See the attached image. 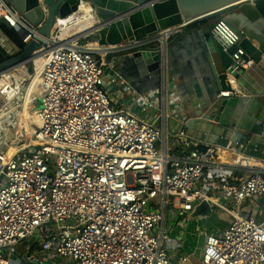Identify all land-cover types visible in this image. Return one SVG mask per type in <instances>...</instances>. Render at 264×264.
<instances>
[{
    "label": "built area",
    "instance_id": "built-area-1",
    "mask_svg": "<svg viewBox=\"0 0 264 264\" xmlns=\"http://www.w3.org/2000/svg\"><path fill=\"white\" fill-rule=\"evenodd\" d=\"M85 3L43 37L41 23L0 0V19L23 47L40 39L25 64L0 72L3 106L23 96L27 81L22 109L35 78L42 91L31 133L24 125L0 149V264H264L263 149L248 139L205 143L168 128L173 116L162 107L175 87L168 49L181 27L115 46L84 43L94 33L71 32L100 21L92 6L76 20ZM209 34L224 51L239 41L220 18ZM143 48L159 52L160 87L153 98L141 96L140 111L130 110L111 100L104 81L110 70L111 84L119 82L117 57ZM254 65L238 47L217 99L248 96L233 82ZM203 201L212 214L229 216L221 232L208 230L206 217L189 220ZM30 239L20 258L17 247Z\"/></svg>",
    "mask_w": 264,
    "mask_h": 264
},
{
    "label": "water",
    "instance_id": "water-1",
    "mask_svg": "<svg viewBox=\"0 0 264 264\" xmlns=\"http://www.w3.org/2000/svg\"><path fill=\"white\" fill-rule=\"evenodd\" d=\"M34 25L42 24L39 34L48 37L57 18H64L76 10L81 1L89 2L99 17V23L94 25L90 33L97 36V44L100 46H115L133 41H140L161 30L180 26V33L175 36L191 37L199 36L197 47L190 44L193 52L199 48L202 51V74L213 77L217 74V66L214 59H218L224 69L231 63V55L240 47L245 52V58L254 60L255 65L264 63V0H8ZM223 19L238 34L239 41L230 49L224 51L221 45L215 40L205 39L203 31H197L191 35L189 29L204 21ZM0 27L9 28L7 23L0 19ZM201 39V40H200ZM39 38H35L24 47L20 46V52L3 61H0V72L14 65H23L30 58L32 52L39 48ZM198 51V50H197ZM194 52V53H195ZM112 56H109L111 58ZM135 63L143 67L149 63V75L144 69L141 71V78L146 80L147 76L152 77L158 86L160 81V55L157 49L143 48L119 57L117 75L125 78L133 90H139V83L144 81L134 77V80L127 78L122 73V64ZM174 68V61L169 59V73ZM249 73L239 76V81L247 85L248 96L238 98L217 99L216 91L221 89L213 85V89L207 86L212 92L209 101L206 100V107L200 110H207L205 118L216 123H224L227 113L233 112L237 107L247 106L249 109L256 105L251 95L256 94V86L249 80ZM244 79V80H243ZM243 80V81H242ZM247 81V82H246ZM156 86V87H157ZM41 97L37 99L40 100ZM37 102V100H35ZM209 105V106H208ZM206 108V109H205ZM34 109V110H33ZM32 110L35 111V108ZM258 119V117L256 118ZM260 119V117H259ZM190 123L193 121L190 120ZM188 122V123H189ZM227 122V121H226ZM177 119L171 117L168 128L171 130ZM179 124V123H178ZM182 126V124H179ZM212 211L205 201L194 207L189 215V220L198 217L209 218ZM35 264V263H32Z\"/></svg>",
    "mask_w": 264,
    "mask_h": 264
},
{
    "label": "crops",
    "instance_id": "crops-1",
    "mask_svg": "<svg viewBox=\"0 0 264 264\" xmlns=\"http://www.w3.org/2000/svg\"><path fill=\"white\" fill-rule=\"evenodd\" d=\"M213 22L214 20L210 21L211 24H213ZM209 28L210 27H207V24H202L191 27L189 31L191 35L197 31H203L205 39H209L211 38L209 34ZM10 30L11 28L0 27V61L9 59L20 52V46L10 36ZM89 38H93L90 40L91 43L97 42V36L95 34H91ZM198 41L199 36L197 35L191 36L190 38L174 37L170 41L168 49L169 59L172 57L174 61V68L170 73V79L172 83H170L171 86L173 84L175 87L171 89L169 100L162 108L170 116L176 118L179 124L183 123L182 126L180 125L179 129H185L195 140L203 141L205 143H215L226 139H248L253 144L258 145L264 151V63L258 66L254 65L251 69L242 74L245 76V74L249 73V78L245 77V79H250L249 81L256 86V94L251 95V98L255 99L256 105L250 109L247 106L237 107L233 110V112L227 113L224 123H216L211 119L204 117V115H207V110L204 111L200 109L206 107V100L209 101L212 94V92H210L211 90L209 91L207 86L211 89H213L212 87L215 84L219 87L223 86L222 79L225 69L222 67L218 59H214V62L217 66L215 80L209 74H206V78L204 77L205 74H202L203 72L200 68L202 65V60H204L201 54L202 51L198 48V51L196 50L194 53L190 46V44H193L197 47ZM146 64L147 65L144 64L143 67H140L139 64L124 63L122 64L121 70L123 75L129 79L134 80L135 76L139 79H142L140 75L142 70L145 69L147 71V75H149V69L147 68L149 67V63ZM118 65L119 57L116 59L114 68L116 73L118 72V70H116ZM27 66L28 64L23 67V70L30 73ZM111 73L112 71H107L106 78L109 74L112 75ZM118 76L120 81L113 84L110 82L112 76L110 77L109 87L112 88L115 85L119 88L118 90H114V93L112 92L110 94L115 96V102L130 110L134 109L140 111L139 109L145 107L141 101V96H151V98H153L160 87V81L157 86L152 77L147 76V79H142L144 81L140 82L138 85L140 91L133 90L131 95H129L122 89V87L129 86V84L126 82L124 77L120 75ZM237 85L238 90L243 89L244 91H247L245 89V84H242L239 81ZM34 90L39 91V96ZM219 90L215 93H218ZM27 95L29 100L28 103L24 105L21 115L22 120L24 121L23 117L25 116L28 122V106L31 99L32 101L35 99L38 102L39 100L37 98L42 96V91L38 82H35L31 88L29 87ZM23 96L20 97L17 102L13 103L14 108L19 106L20 99L23 98ZM157 104H160V102L158 101ZM2 109L3 106L1 107V111ZM257 117L258 119H256ZM190 120L193 122L190 123ZM18 122L19 121H15L13 116L11 118L7 117L6 119H3V123L0 122V149L3 148L4 143L7 142L11 137L20 136V134H18L20 133V123ZM178 123L172 126L170 130L171 132L179 130L176 128V125L179 126Z\"/></svg>",
    "mask_w": 264,
    "mask_h": 264
},
{
    "label": "rangeland",
    "instance_id": "rangeland-1",
    "mask_svg": "<svg viewBox=\"0 0 264 264\" xmlns=\"http://www.w3.org/2000/svg\"><path fill=\"white\" fill-rule=\"evenodd\" d=\"M92 39L93 38H86V39H84L83 42L85 43L86 41H90ZM209 39L213 40L212 38H209ZM27 64H28L27 68L31 72L32 71V65L30 63H27ZM111 74L112 75L109 74L108 77L105 78L104 87L106 89L107 94L110 96L111 100L113 102H115L114 101V97L115 96L113 94H110V93H112V92L114 93V90H116V89L118 90L119 88L117 86H115V85L112 88L109 87L110 77L113 76V73H111ZM28 84L29 83L27 81V83L25 85V90H26ZM245 86H247V85H245ZM122 89H124V87H122ZM25 90H24V93H25ZM35 92L39 96V91H35ZM31 97H32V94H31ZM34 97H35V93H34ZM17 101H15V102H17ZM21 103H22V98L20 99V103H19L20 106H18L16 108L13 107V103L11 105H8V106H3V109H2V111L0 113V122L3 123V119H6L7 117H10L11 118L13 116V118L15 119V121H19L18 123H20V129H19V131L21 133H23V131H24V128L22 127L23 126V123H24L25 127H26V124H27L28 128L30 129V131H32V127H33V124L32 123L35 122L34 112H33L34 109L33 108H35V110H36V108L39 105V101L38 102H35V99H34V101H32V99H31L30 105L28 106L29 107V109H28V118H27L28 119V122H25V117H23L24 118V121L22 120ZM22 121H23V123H22ZM176 128L179 129L180 127L178 125H176ZM262 219H263L262 216H260L258 218L259 221H261ZM229 220H230L229 216L227 214H225V213H219V214L214 213V214L211 215V217L208 218V223L209 224H207V229L209 228L208 230H211V229H216L217 228L219 230V232H221V230L225 227V225L229 222ZM28 245L29 246H33V240L32 239L27 240L23 245H19L17 247V250H16L17 256H19L20 258H23L24 254L27 253L26 246H28ZM194 260L195 259H191V262L194 261Z\"/></svg>",
    "mask_w": 264,
    "mask_h": 264
},
{
    "label": "bare ground",
    "instance_id": "bare-ground-1",
    "mask_svg": "<svg viewBox=\"0 0 264 264\" xmlns=\"http://www.w3.org/2000/svg\"><path fill=\"white\" fill-rule=\"evenodd\" d=\"M90 3L89 2H87V3H85V8H83V9H86L87 11H85L84 10V12H83V14H81V16H78L77 18H76V20H79L81 17H84V16H90V14H91V11H90ZM92 20H90V22L89 23H91L92 24V22H91ZM89 23H86L85 24V22H83L82 23V25H80V27L78 28V30H73L72 32H71V35L72 36H76L78 33H81V32H83V31H85V30H88V31H91V25L89 24ZM233 81V80H232ZM35 82H38L39 83V79L38 78H35L34 80H33V82L31 83L32 85L35 83ZM234 83V86H235V88L238 90V83L237 82H233ZM31 85V86H32ZM31 86H29L30 88H31ZM28 90H29V88H28ZM28 90L26 91V98H25V102H24V105L25 104H27L28 103V95H27V92H28ZM3 106V102L1 101V99H0V111H1V107ZM25 117V116H24ZM34 118H35V115H34ZM36 119V118H35ZM25 121L27 122V120H26V117H25ZM36 121V120H35ZM26 129H27V131H28V133H31V131H30V129L28 128V126H27V124H26ZM198 226L197 225H194L193 227H192V233H193V235L194 236H196L197 238H200V236L198 235V234H196V232L195 231H197L198 230ZM194 259V258H193Z\"/></svg>",
    "mask_w": 264,
    "mask_h": 264
},
{
    "label": "trees",
    "instance_id": "trees-1",
    "mask_svg": "<svg viewBox=\"0 0 264 264\" xmlns=\"http://www.w3.org/2000/svg\"><path fill=\"white\" fill-rule=\"evenodd\" d=\"M209 23V24H208ZM202 24H207V27H211L212 26V24L210 23V21H204V22H202V23H200V24H195V25H193L192 27H194V26H197V25H202ZM210 29V28H209ZM10 36L14 39V41L19 45V46H21V42H20V40H19V38H18V36H17V34L11 29L10 30Z\"/></svg>",
    "mask_w": 264,
    "mask_h": 264
}]
</instances>
